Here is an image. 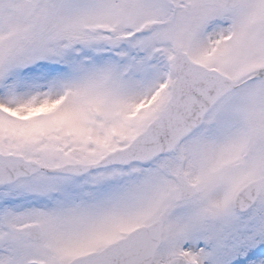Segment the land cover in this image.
<instances>
[{"label":"snow or ice","instance_id":"6c2138e0","mask_svg":"<svg viewBox=\"0 0 264 264\" xmlns=\"http://www.w3.org/2000/svg\"><path fill=\"white\" fill-rule=\"evenodd\" d=\"M0 264H264V0H0Z\"/></svg>","mask_w":264,"mask_h":264}]
</instances>
